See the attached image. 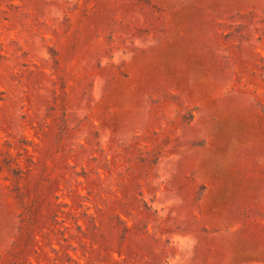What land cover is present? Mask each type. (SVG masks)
Here are the masks:
<instances>
[{
	"label": "rangeland",
	"instance_id": "obj_1",
	"mask_svg": "<svg viewBox=\"0 0 264 264\" xmlns=\"http://www.w3.org/2000/svg\"><path fill=\"white\" fill-rule=\"evenodd\" d=\"M0 264H264V0H0Z\"/></svg>",
	"mask_w": 264,
	"mask_h": 264
}]
</instances>
